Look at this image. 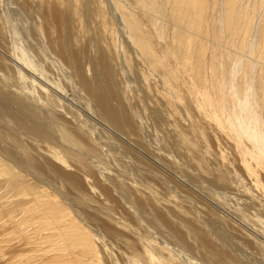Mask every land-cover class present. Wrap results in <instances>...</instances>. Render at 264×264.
I'll list each match as a JSON object with an SVG mask.
<instances>
[{
	"label": "bare ground",
	"instance_id": "1",
	"mask_svg": "<svg viewBox=\"0 0 264 264\" xmlns=\"http://www.w3.org/2000/svg\"><path fill=\"white\" fill-rule=\"evenodd\" d=\"M34 5H38L36 14L39 19L35 26L36 28L39 26L41 32L39 34L37 31V34H42L40 36L44 42L42 48L47 50V54L50 53L48 56L46 52H43L44 56L49 57V60L44 59L47 60L45 66L49 63L52 67L55 62V65L59 64L63 70H66L69 81L75 85L74 87L77 86V90L84 92L82 95L85 96L92 114H99L105 122H109L116 128L124 127L125 129L131 126L129 115L118 106L114 107L111 101L112 94L110 96V93L118 80L116 82H114L115 79L113 80L114 69L111 71L110 59L112 58L109 55L115 51L117 54L121 53L120 56H123L125 63L130 61L126 65H132L129 50L131 47L148 67L147 73L146 71L141 72L144 78L155 73L161 76L159 77L163 81L164 88H162L160 100L165 99L164 104L167 103L171 107L174 115L178 114L179 106L182 107L186 116L192 121L189 131L193 132L194 138L188 135V130L184 127L183 129L181 125H177V128L182 146L184 144L185 147L188 146L190 151L188 147L186 150L191 155L196 154L197 150H202L201 148L205 151H201L198 157L201 156L200 160L196 157L199 165L202 166L206 161L205 158L210 156V151H215V145L224 141L235 154L236 167H238L235 168L237 171L242 170V172L239 171L240 175L237 174L238 178L242 177L244 174L241 175V173L245 172L252 177L255 188L257 187L264 195V0H36ZM91 8L94 13L89 14ZM25 11L22 12L24 15ZM4 14L6 15L3 12ZM90 15L98 21L96 25L100 26L98 27L103 33L110 34L112 44H109V47L115 49L112 50L113 52L107 48L111 53H106L108 45L104 52L93 46L95 51L91 48L92 53L89 55L87 51L89 56H85L86 52L84 53L83 49L87 46H83L85 45L83 42L88 38L87 32H89L90 25L85 24L90 20L94 22L93 17H89ZM1 17L3 20L0 23L5 25L3 23L5 16L1 15ZM17 18L14 19L17 20ZM88 18L91 19L87 20ZM93 22L94 27L96 25ZM24 23L27 24L26 21ZM13 24L12 22L11 26ZM15 24V28L17 25L18 28L13 29L15 30L13 34L18 36L19 32L17 33L16 30L19 31L21 26L17 22ZM120 32L124 33L127 43L123 41L124 38L120 40L119 35H122ZM28 33L27 35L21 34L23 41L14 35L18 40L20 39V42L18 40L15 42L16 39L13 37L11 57L8 58L7 55L2 54L3 52L0 53V70L4 67V69L13 67L15 77L17 76V84L12 85H8L10 83L7 80H5L7 84L2 81L7 76L0 78V117H4V122L0 121V264H124L123 261L129 264H182L175 253L173 254L170 248H167L168 245L166 247L159 243L154 239V235L151 236V233H148L150 227L145 222L147 220L157 229H164L171 236L169 238L179 236L178 229H183L188 238H191L205 253L208 261L204 264H239L227 249L217 244L213 232L207 229V226L204 225L201 230V227L196 228L189 223L177 224L172 212L173 204H169L171 207L160 203L159 205L157 201L159 202L160 199L154 200L156 195L152 194L157 192H153V189L152 194H147L148 189L145 193L142 190L144 187L140 189L138 186L136 188L132 186L128 189L129 182L128 184L127 181H121V178L117 181L118 176L114 178L112 174L111 176L110 173L103 172L108 168H105L106 163L103 165L104 161L99 162V160H105L101 158L102 153L106 155L108 153L102 149L101 153L98 147L102 144L96 146V140L91 137L94 134L89 132L91 130H88L89 134H86L88 127L86 125L84 128V125L90 120L87 121L88 119L86 120V117L84 119L83 114V116L79 114L81 110L77 113L79 119L76 118L77 115L74 119L71 116L70 118L65 117L66 112H63L65 110L62 111L63 114L55 111L57 108L53 103H56V100L61 103L62 99L59 100L56 89H51L52 87H49L51 85L47 86V83L44 85L42 81L40 82L41 79H38L39 75L40 78L45 74L48 76L51 68L49 69L48 65L44 70V65H42L44 60L40 59L41 57L37 59L38 52H34L36 47H32V52L30 45L33 44H26L28 40H24V37L26 36V39ZM38 43L41 44V42ZM38 48L42 49L41 46H37V50ZM44 49L43 51H46ZM40 54L43 56L42 53ZM38 60L42 61V64ZM59 66L52 68L57 69ZM46 69H49V72ZM62 69L58 70L62 72ZM63 74L65 75V72ZM49 78L51 77H46L50 80ZM149 79H146L145 83ZM54 80L57 81V79ZM54 80L52 81L56 84L55 87L65 90L62 79L59 78L58 82ZM14 81L12 79V82ZM151 86L149 85L148 88ZM64 90H62L63 93ZM52 104L54 109L51 108ZM127 110L129 111L128 108ZM81 118L84 120L82 121ZM195 139L198 142L202 141L206 149L202 147V144L200 147V142L198 143ZM220 146L218 148H222ZM215 155L217 157V154ZM224 155H219L223 161L219 163H223L221 166L225 168L227 165L225 166L224 161L227 158ZM193 158L196 161V158ZM206 159L208 161V158ZM227 160L226 164L229 163ZM98 162L104 167L100 168L99 164H96ZM206 163L203 165H207V168L204 166L202 168L210 173V164ZM97 166L103 169L102 172L98 171ZM221 166L218 168H222ZM218 168L214 169L216 170L214 172L225 179L226 176L223 175L225 171H222L224 168L222 170ZM219 171L223 173L219 175ZM222 178L221 181H223ZM51 179L56 181L55 187ZM247 181L245 183L248 185ZM241 185L243 187V184ZM213 187L216 188V186ZM67 189L74 192L77 195V201L88 206V209L95 207V205L90 207L96 201L95 193L97 196L100 193L99 195L106 200L115 202L116 206L117 203L122 205L121 203L124 202L127 206L125 208L127 212L125 210L124 212L127 214H122H126L127 217L114 218L109 214L113 209L110 207H107L109 212L104 214L97 208L92 213H90L91 210L87 211L90 214L84 211L87 210L85 207L83 210L76 209L71 206L70 202H67L68 198L63 194V191L67 192L65 191ZM247 189L243 190L246 192ZM71 192L69 195L72 194ZM237 192L240 194V191ZM255 200L258 199L254 198ZM226 211L225 209V213ZM245 217L246 215L243 218ZM92 225L100 227L103 234L98 233ZM246 226L248 227L247 224ZM260 231L259 233L262 232ZM156 235L157 238L158 234ZM111 241L114 244L117 243L118 252L112 251Z\"/></svg>",
	"mask_w": 264,
	"mask_h": 264
},
{
	"label": "rangeland",
	"instance_id": "2",
	"mask_svg": "<svg viewBox=\"0 0 264 264\" xmlns=\"http://www.w3.org/2000/svg\"><path fill=\"white\" fill-rule=\"evenodd\" d=\"M22 1H24V2H22ZM31 1H33V2H31ZM0 3H1L0 4V17H1V15L3 17L5 16L4 17V22H3V23H5V25L0 23V29H1L0 31L3 32V33L0 32V49H1L0 53L3 52L2 53L3 55H7L8 58L11 57V55H12V54H10V53H12V46L11 45L14 44V41L17 42V40H18L15 37L17 35L13 34L14 33L13 31H15L13 29L15 28V26H16L15 23L17 22V24H19L21 26V27L19 26L20 27V29H18L19 31L16 30L17 33L19 32L17 37H19L22 40V36L23 35H21V34L25 33L24 35H27V33L29 32L28 33L29 38H28V36H27L26 39H25L26 36L24 37V40H26V41L28 40L29 41V43H27L28 42L27 41L26 44H33V45H30V48H31L32 52H33L32 47H34V48L36 47L34 49L35 50L34 52H38L37 53L38 55L36 53H34V54H36L37 59H39V57H41L40 59H42V60L46 59L47 57L44 56V55L47 54V50L42 48L43 45H44L43 44L44 42H43V40L40 39L41 38L40 36H42V34L39 35L41 33L39 31V28H38L39 26H37V28L35 26L39 22L38 21L39 20L38 19V15L36 14L37 13L36 10H37V6L38 5L37 6L34 5V4H36V0H19V1L18 0H0ZM11 3L12 4L15 3L13 5L14 7L12 6ZM89 10H90L89 14H91V12L94 13L92 8L89 9ZM2 11L4 13H6V15L5 14L3 15ZM24 11H25V15L23 14ZM33 12H35V13H33ZM16 13L19 14V16ZM33 15H35V16H33ZM8 16H10V17H8ZM17 17H19V18H17ZM33 17L35 18L36 21L34 20ZM89 17H93V16L90 15ZM94 17H95V15H94ZM94 17L92 19H94ZM14 18H17V20H15ZM21 18H23V19H21ZM18 19L20 21H18ZM90 19L91 18H88L87 20H90ZM2 20H3V18L1 17L0 21H2ZM95 20L96 19H94V22H93V20L92 21L90 20L89 23L86 22L85 25H87V24L88 25L89 24L92 25V22H93V24L95 23L94 25H96V22L98 23V21L97 20L95 21ZM25 21L27 22V24L24 23ZM7 22L9 24H7ZM12 22L14 23L12 25L13 27L11 26ZM90 25H89V28L87 27L89 32H87L88 38L85 39L86 43L83 42L85 44L83 46H85V47L87 46L85 48L86 50L83 49L84 53L86 52L85 56L88 57L92 53V50L95 51L94 47L96 49H98V50L100 48L99 51H103L104 52L106 45H108L106 47V50H108V49H110V51L115 50V49H111L109 47V44H112V41H111L112 39H111L110 34L108 32H107L108 35L105 32L103 33L101 31V28H99L100 27L99 25H96L94 27H93V25H92V27ZM25 26H28L29 28L28 27L25 28ZM3 28H5V29H3ZM11 28H12V30H11ZM17 28H18V25H17ZM17 28H15V29H17ZM99 29H100V31H98ZM21 30H23V31H21ZM37 31L39 32V34H37L38 33ZM100 32H101V34H100ZM121 33H122L123 36L119 35L120 40H121V38H124L123 41L126 42L125 41L126 38L124 37V33L120 32V34ZM13 37L16 40L13 41V39H14ZM85 37H87V35ZM97 38H99V40ZM5 40H6V42H5ZM19 40H18V42H20ZM32 41H34L35 43H33ZM101 41L103 43H101ZM38 42H41V44L38 43ZM36 43H37V45H34ZM8 45H10V46H8ZM37 46L38 47L41 46L42 49L38 48L39 50H37ZM112 47H114V45H112ZM91 48H92V50H90ZM43 49L46 50V51H43ZM7 50H9V51H7ZM40 50H42V51H40ZM129 50H130V57L132 56L131 57L132 58L131 59L132 60L131 61L132 65H126L130 61L129 62L126 61L127 63H125L124 58H122L123 56L122 57L120 56L121 53H119L118 50L117 51H118L119 54H117L116 51H115L116 53L113 52V51H112L113 53H111L109 50L106 53H108V52L111 53L109 55H110V58H112V59H110L111 71L114 69L113 72H112V73H114L113 74V77H114L113 80L115 79L114 82H116L118 80L116 85L114 86V88L112 90L113 93L112 92L110 93V96L112 94L111 101H112V104H113L114 107H115V105H116V107L118 106L119 109L120 108H121V110L123 109V111L127 115H129V117L131 118V126H130L131 128L129 127L130 129L129 128H125L124 129V127L116 128L112 124L110 125L109 122H105V119H103L102 116H99V114H96V115H95V113L92 114L93 112L91 110H89V105H87L88 103L85 100V96H83L84 92H82L81 90H80L81 92L79 90H77V88H76L77 86L74 87L75 85L71 81H69L70 79L68 78L66 70L65 69L63 70L59 66V64L55 65L54 64L55 62H53V60H51L52 59L51 56H50V60L53 62L52 65L54 67L59 66V68L53 69L52 68L53 66L51 67L50 66L51 64L49 65V63H48L49 66L47 64L45 66V63L47 62V60H49V57L47 58V60H44L43 64L41 63L42 61L39 62L40 60H38V62L40 64L44 65V70H45V68L47 66L49 67V69L51 68V70L49 72V69H46L49 72L48 73L46 71L48 73V76H46L47 74H45V73H44L45 75H43L41 78H40V75L38 76V74H37V76L39 77L38 79H41L40 82L42 81L44 85L47 83L46 84L47 86L51 85V86H49V87H52L51 89H53V90L56 89L55 91L58 93V96H59L58 98H60L59 100L62 99L60 101L62 104L59 103L57 100H56V103H53V104H55V107L57 108V110L55 109L56 112L61 113V114H63V112H66L67 115L64 114L65 117L70 118V116H71V118L74 119L75 115H77L76 118H78L79 115L77 113H79L78 111L81 110L79 114H81V115L83 114L84 116L83 115L82 116L84 117V119L86 117V120L88 119L87 121L90 120L88 122V124H86L87 122L84 121V122H86L85 125H84V128H86L85 127L86 125L88 127V129H86L87 130L86 134H89L88 130H91L89 132H91L92 134L96 135V136H94V135L91 136L92 134L90 133V136L96 140L95 141L96 144H97L96 146H99L100 144H102V145H100L101 147H98V148H100V150L102 149L105 153H108L106 155V154L102 153V150H101V153L103 154L101 158H104L105 160L101 161V159L99 158L100 159L99 162H103L104 161L103 165H104V163H106L107 167H105V168H108V169L107 170L100 169V168H103L104 166L101 165L102 163L99 164V162H98V163H96L97 165L99 164V166H100V168L97 166V168H99L98 171L100 170L102 172V170H103V172H106V174L110 173V175L112 174L114 178H115V176H118L117 177V181H119V178H121L122 179V180L120 179L121 181H125V182L127 181L126 183L129 182L130 186H129L128 189H131L130 187H132V186H133V188L134 187L136 188V186H138V188H140V189H142L144 187L142 190L145 191V193H146V191L148 189L147 194H152V189H153V192H157V193H154L152 195H156V197L159 196V197H157V199H155L156 197L154 196V200L155 201L160 199L159 202L157 201L158 204L160 203L163 206H168L169 204H171V205L173 204L172 206H174V207H172V209H173L172 212L174 214L175 220H177L176 221L177 224L178 223L180 224L182 222L183 223H189V224H192L193 226H195L196 228L197 227L198 228L201 227L200 228L201 230L204 227V225H205V227L207 226V229H210V231L213 232L214 240L217 242V244L221 245L225 249H227V251L233 256V258L235 260L238 261L239 264H242V263L243 264H264V254H263L264 253V246H262V244L264 245V233H263V230H264V221H263L264 220V204H263L264 203V197L263 196L264 195L261 194V191H259V189L257 187L255 188V185L253 183L254 181L252 180V177H249V175L246 174L245 172L241 173V175L242 174H244V175H242V177L238 178L237 174L239 173V175H240V172H242V170L239 169L240 172L237 171L236 168H238V167H236L237 160H236L235 154H234L233 150L231 149V147L224 141L219 143V145L218 144L215 145V147L213 146L215 151L214 152L210 151V156L209 155L207 156V155H205L203 153L205 156H207L206 158H208V161H207V159L204 157L205 160L208 163H206V161H204L203 164H205V163L206 164H210L209 167H210L211 171H213V172L210 171V173H208L209 172L208 170H207L208 172L205 169H204L205 171L203 170L202 167L204 165L203 164H202V166L199 165V161H197V158L199 157V155H201L200 153L203 150V148H201L202 150L195 151V153L197 152L199 154H197V153L194 154V152H193L194 155H191L190 152H189L190 151L189 147L187 146L189 151L186 150V148H187V147H185L186 145L184 144L185 146L184 145L182 146V141L180 140V137H179L180 134H179L177 125H181L182 128L184 127L185 129H187L189 131V128L191 129L192 121L189 119L188 116H186V114L184 113L182 107L179 106V108H180L179 112H181V110H182L183 114L181 112L182 115L180 114V116H179V112H178V114H175V115L178 116V117H176L173 114V112L171 111V107H169V105L167 103L164 104L166 102V101H164L165 99L160 100V98L162 96L161 95V91L163 90L162 88H164V86H162L163 85V81L160 78L161 76L158 73L156 74L155 72H153L155 74H152V76H151L150 75L151 73H150V74H148V76L150 75V77L144 78L145 76L141 72H144V71L147 70L148 67H147L146 63L144 62V60H142V58L140 59V55L138 53H136V51L133 48L130 47ZM87 51L89 52V55H88ZM43 52L44 53L46 52V53L43 54ZM40 53H42L43 56ZM9 54H10V56H8ZM39 54H40V56H39ZM49 54L50 53L48 52L47 55L49 56ZM137 56H138V58H137ZM34 58H36V57H34ZM137 61H140V62H137ZM136 63H137V65H136ZM144 63H145V65H144ZM121 65H123V66H121ZM141 65H143V66H141ZM4 68H2L0 71L3 74H6V75H3L0 72V78L1 77L4 78L5 76H7V77L4 78L2 81H4L5 84H7V82L10 83L8 85H12L13 83L17 84V80H16L17 76L15 77L16 73L14 72V69H12L13 67L12 68L8 67L7 69H4ZM58 69H62L63 70L62 72L63 73L65 72V75H67V77L65 78V75ZM121 71H122V73H121ZM147 71H146V73H147ZM8 73H9L10 76L7 75ZM119 73L121 75H119ZM130 73H132V75ZM54 74H56V75H54ZM115 75H117V76H115ZM153 75L156 78H154ZM156 75H158V76H156ZM49 76L51 77V78H49L50 80L46 79V77L48 78ZM141 77H143V78H141ZM157 77H158V79H157ZM59 78L63 80V81L62 80L61 81H62L63 87H65V90L61 89V88L58 89L57 86L55 87L56 84H54L53 81H52L54 79H57V81L56 80H54V81L58 82ZM12 79H13V81L16 80V82L15 81L12 82ZM142 79H143V81H142ZM146 79H149V80H148V82L145 83ZM5 80H7V82ZM155 82H157V83H155ZM64 84H65V86H64ZM69 84H72V85H69ZM125 84H126V86H125ZM148 84L152 85V86L150 88H148V86H149ZM67 85H68V87H67ZM128 85H131V86H128ZM156 85H157V87H156ZM127 86L130 87V89ZM101 87H102V85H101ZM153 88H155L157 90H155ZM159 88H160V91H159ZM128 89H129V91L131 93L128 91ZM151 89H153V90H151ZM62 90H64V93L62 92ZM125 90H126V92H125ZM114 91H115V93H114ZM158 91L160 92L159 93L160 95L158 94ZM66 93H68V95ZM117 97H119V98H117ZM122 97H124V98H122ZM131 97H132V99H131ZM83 99H84V101H83ZM67 101L69 102V104H68ZM53 104H52V107H51L52 109H54L53 108ZM121 104H122V106H121ZM72 105L75 107V109L76 108L77 109L75 110ZM70 107H72V108H70ZM127 108L129 109V111L127 110ZM63 110H65V111H63ZM87 115L88 116L90 115V116L88 117ZM1 118H3V119H1ZM81 119H82V121L84 120L83 118H81ZM1 120H3V122H4V117L3 116L0 117V121ZM90 122H92V123H90ZM92 124H94V125H92ZM140 126H142V127H140ZM181 126H180V129H181ZM188 131H187L188 135H190V136L194 135L191 130L189 131V133H188ZM95 132H97V133L95 134ZM128 132H131V133L128 134ZM100 137H101V139H100ZM193 138H194V136H193ZM157 140H158V142H157ZM195 140L197 141V139H195ZM199 142H198L199 146L201 147V144L203 142L202 141H199ZM204 146L202 144V147H204ZM218 146H220L222 148H218ZM200 147L198 149H200ZM98 148H97V150H98ZM204 149H206V148L204 147ZM187 151L189 152V154L191 156H193L195 158L197 157L195 159L196 161H194V158L191 157L187 153ZM207 152H208V150H207ZM229 152H231V153H229ZM215 154H217V157L219 155H221V154H223V155L225 154L224 157L226 156V158L228 160L226 158L225 159L227 160V162H229L228 164H226L225 163L226 160L224 161L225 166L227 165L225 168H224V166L223 167L221 166V164L223 165V163H219L220 161H222L220 159L221 157L219 156L217 158ZM226 154H228V156ZM105 155H106V157H105ZM200 158H201V156H200ZM200 158H198V159L200 160ZM204 158H202V159H204ZM217 160H218V162H216ZM231 162H233V163H231ZM212 165H213V167H212ZM218 165L221 166L222 168L219 169ZM101 166H103V167H101ZM206 166H204V167H206ZM214 167H216V168H214ZM217 168L219 170H222L224 168V170H222V171L226 172V174H225V172L223 174V175L226 176V177H224L225 179H223L221 176L216 175L217 172H214V171H216L214 169H217ZM234 170L237 173H235ZM199 171H200V173H199ZM205 172L208 173V174H206ZM220 173H221V171H219V175L222 174V173L221 174ZM202 175H205V176L203 177ZM210 175H211L212 178L210 177ZM247 175H248V177H247ZM220 177L222 178L223 181H221ZM201 179L203 180V182H202ZM224 180H226V182ZM240 180H241V183H240ZM242 180H243V183H242ZM51 181L53 183V187H55L56 184H57L56 181H54L53 179H51ZM204 181L206 182V184H205ZM246 181H247L248 185L245 183ZM215 182H216V184H215ZM230 182H233V183L230 184ZM238 183H240L239 186H238ZM134 184H135V186H134ZM234 184L236 186H234ZM241 184H243V187H242ZM225 185H227V187ZM139 186H141V187H139ZM213 186H216V188H214ZM240 186L243 189H247L248 187L250 189L248 188L246 190V192H245V190H243ZM244 186H245V188H244ZM246 186H247V188H246ZM238 188L241 189V190H239ZM64 189H66V188H64ZM251 189H254V190H251ZM58 190L60 192L62 191L61 189H58ZM65 191H67V192L63 191V194H64V196H66L68 198V201H67V199H66V201L70 202L71 206L75 207L76 209L83 210L84 207H85L87 210H84V211H86V213H88V214L92 213L93 210L95 211V210L99 209V211L102 214H104V213H108L109 212L107 207H110V209L111 208H113V209H111L109 214L111 216H113L114 218L122 219L123 217H127L126 216V214H127L126 212L127 211L125 209L127 206H125L126 204H124V202L121 203L122 205H119V203H117V206H116L115 202H111V201L106 200V198H104L102 195H99L100 193L98 191H97L99 193L98 196H97V193H95L96 197L94 196L96 201L94 203H92L93 205L90 206V207H92V206L95 205V207L94 208L92 207L91 209H88L87 208L88 206H84L79 201H77L78 198H77V195L74 194V192L72 193L68 189L65 190ZM68 191H70L73 195L72 194L69 195L70 192H68ZM150 191H151V193H150ZM237 191H240L241 195ZM212 192L213 193L214 192H221V193H217L218 194L217 195L216 193L213 194ZM222 192H223V194H222ZM226 192L228 194V197H226L227 196ZM228 192H230V193H228ZM249 192L251 194H249ZM246 193L249 194L250 196L247 195ZM215 194L218 197L214 196ZM225 194H226V196H225ZM234 194L235 195L237 194L236 195V199H235V195ZM238 194H239V196H238ZM256 194H257V196H256ZM223 196L225 197V199H224ZM253 196H254V198H256L258 200L254 201ZM258 196H260V197H258ZM235 200H237V201L235 202ZM261 201H262V203H261ZM110 203H113V204H110ZM162 203H164V204H162ZM176 203L178 204V206H176L177 205ZM237 204H238V206H237ZM171 205H169V206L171 207ZM239 205H240V207H239ZM178 207H179L180 210L178 209ZM181 207H183V208H181ZM260 207H262V208H260ZM238 208L239 209L241 208L243 210H241V209L239 210ZM225 209L227 210L226 213H225ZM261 209H262V211H261ZM124 210L126 212H124ZM87 211H90V213L87 212ZM228 211L229 212L233 211V212H230L231 213L230 214ZM184 212H185V214H184ZM221 212H222V214H221ZM244 212H245V215H246L247 218L246 217L243 218L245 216ZM122 213H126V214H122ZM186 214H188V215L186 216ZM212 215H213V217H212ZM216 215H218V216H216ZM237 215H238V217H237ZM239 216H240V218H239ZM228 218L230 220H228ZM247 219H248L249 223H248V221H246ZM253 219H257V220L255 221ZM261 219H263V220H261ZM252 220H253L254 223L252 222ZM145 222L148 225V227L151 228V229L149 228L148 233H151L150 234L151 236L154 235L155 236L154 239H156L159 243H162L165 246L168 245L169 247H167V246L166 247L168 249L170 248L169 250L173 254L175 253L176 257L178 258L179 261H181L182 264H185V263L186 264H192V263L193 264H204L205 261H208V259H207L206 255H205V253L203 252V250H201L199 248V246L191 238H188V236L185 233V231L183 229H180L179 226H178V228H179L178 229V235L179 236H176L175 237L176 239H175L174 237L169 238L170 235L164 229L158 228L159 229L158 230L157 227H154L153 224L151 225V223L148 220L145 221ZM245 223L248 225V227L246 226ZM146 224H145V226H146ZM249 224H250L251 228H250ZM260 225H262V226H260ZM92 226L97 229L98 233H102L103 234V231L101 230L100 227L98 228L96 225H92ZM255 226H256V228H258L257 230L260 231V229H261L262 232L260 231L261 233H259V231H257L256 228H254ZM257 226H259V227H257ZM152 228H154V230ZM262 228H263V230H262ZM160 229H161V231H160ZM155 230H156V233H155ZM149 231H152V232H149ZM156 234H158V237H157L158 239L156 238V236H157ZM258 234L259 235L262 234V235L259 236ZM191 240H192V242H191ZM259 240H261V242ZM168 242H169V244H168ZM193 242H194V244H193ZM255 242H257V243H255ZM113 244H114V242L111 241L110 246L112 245L111 246L112 251H115V252L117 251L118 252L119 248H116L117 243L114 244L115 246ZM112 247H114V248H112ZM192 257H193V259H192ZM195 257H196V259H195ZM180 258L182 260H180ZM123 263L124 264H129V263H127V261H123Z\"/></svg>",
	"mask_w": 264,
	"mask_h": 264
}]
</instances>
